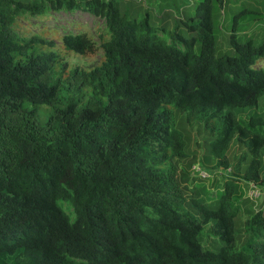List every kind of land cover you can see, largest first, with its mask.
<instances>
[{
  "label": "trees",
  "instance_id": "1",
  "mask_svg": "<svg viewBox=\"0 0 264 264\" xmlns=\"http://www.w3.org/2000/svg\"><path fill=\"white\" fill-rule=\"evenodd\" d=\"M222 3L200 0L182 21L188 37L165 41L147 17L122 18L116 0H0V264H264V215L239 198L240 181L264 186V118L234 112L264 97L256 68L264 41L232 33L233 53L216 55L212 14ZM79 10L105 21L103 60L91 70H68L58 53L37 49L51 41L12 27ZM61 46L80 56L96 50L85 33L63 35ZM40 105L49 110L43 125ZM178 114L214 134L202 164L188 159ZM233 143L244 152L231 164ZM213 160L230 170L209 198L187 187L180 164L192 173ZM205 227L218 249L203 248Z\"/></svg>",
  "mask_w": 264,
  "mask_h": 264
},
{
  "label": "rangeland",
  "instance_id": "2",
  "mask_svg": "<svg viewBox=\"0 0 264 264\" xmlns=\"http://www.w3.org/2000/svg\"><path fill=\"white\" fill-rule=\"evenodd\" d=\"M85 1V0H78ZM119 6L120 15L126 20L142 21L144 18L149 19L151 30L165 41L170 40V36L174 33H180L184 37H188L182 21H188L189 16L200 0H116ZM212 19L216 27V43L215 54H232L233 48L228 42L230 34L236 33L239 42H245L251 39L254 45L264 41V0H223L221 6L214 4ZM14 31L23 38H29L32 35L51 41L54 47L48 45H37V49L43 52L58 53L62 62L66 63L68 70L76 67L84 70H91L103 60V51L99 48L98 35L105 28V21L101 18L94 17L83 11H74L70 13L49 12L46 16L40 17H21L13 24ZM85 33L96 44L94 54L89 56H80L73 53H67L61 46V38L65 34ZM107 37V36H106ZM200 44L197 42L194 46L195 54H198ZM256 68L264 70V60L260 61ZM237 118L246 121L252 114H258L264 118V97L260 100L256 108L234 111ZM36 116L38 123L43 125L49 116L48 107L40 105L36 107ZM176 126L185 132L187 139V152L189 160L194 157L195 163L202 164V159L207 154L209 138L214 137L209 130H206L202 124L193 121L191 124H186L181 115L178 114ZM258 131L264 134L262 130ZM244 152V147H238L233 143L229 149L228 157L230 163H235ZM250 157L241 163L245 167ZM186 162V161H185ZM185 162H181V172L186 171L189 176L187 187L189 189L199 186L200 191L207 192L209 198H213L216 192L223 188V176L229 173V170L215 169V161L204 163L202 168L208 171L211 175L209 181L201 180L192 175L190 170H186ZM214 168V169H213ZM225 171V172H224ZM234 171V170H232ZM238 176H242L241 172ZM262 176L264 177V153H262ZM195 177V178H194ZM216 186H213V182ZM241 196L239 198L248 197L251 186H245L244 182L240 181ZM261 196L252 205L246 201L240 203L239 227L241 228L248 218L246 211L252 206L253 210H262L264 215V186H257ZM240 201V199H239ZM237 201V202H239ZM67 213H71V209L63 205ZM238 231V228H236ZM201 244L203 248L212 250L218 249L220 241L215 235L207 231V227L203 229ZM237 248H240L238 243Z\"/></svg>",
  "mask_w": 264,
  "mask_h": 264
},
{
  "label": "built area",
  "instance_id": "3",
  "mask_svg": "<svg viewBox=\"0 0 264 264\" xmlns=\"http://www.w3.org/2000/svg\"><path fill=\"white\" fill-rule=\"evenodd\" d=\"M192 174L197 176L199 179L202 180H206V179H210L211 175L206 172L205 170H202L200 168V166L198 164H195L192 167ZM251 187V190H249L250 194L248 195L249 200L251 202H256V200H258L261 196V192H259V190L257 189V186H255L254 184H249Z\"/></svg>",
  "mask_w": 264,
  "mask_h": 264
}]
</instances>
